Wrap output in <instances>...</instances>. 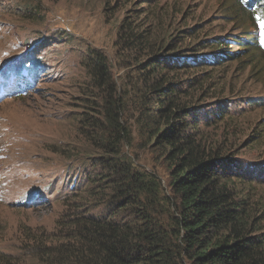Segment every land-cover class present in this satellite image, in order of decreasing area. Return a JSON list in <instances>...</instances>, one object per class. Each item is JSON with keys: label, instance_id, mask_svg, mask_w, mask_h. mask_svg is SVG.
I'll return each instance as SVG.
<instances>
[{"label": "trees", "instance_id": "1", "mask_svg": "<svg viewBox=\"0 0 264 264\" xmlns=\"http://www.w3.org/2000/svg\"><path fill=\"white\" fill-rule=\"evenodd\" d=\"M15 1L19 16L39 7ZM216 1L209 15L196 0L109 1V18L124 11L119 67L103 49L81 50L85 104L73 120L102 151H81L90 175L74 173L53 227L21 223L17 253L0 248V264H264V163L240 164L242 149L264 153V116L243 120L264 112V93L246 82L264 87V0ZM40 56L29 51L0 72V103L34 88ZM134 130L167 184L128 153ZM39 196L28 192L27 204Z\"/></svg>", "mask_w": 264, "mask_h": 264}, {"label": "rangeland", "instance_id": "2", "mask_svg": "<svg viewBox=\"0 0 264 264\" xmlns=\"http://www.w3.org/2000/svg\"><path fill=\"white\" fill-rule=\"evenodd\" d=\"M111 0H35L39 7L34 14L19 16V3L15 0H0V72L11 66L16 58L29 51L39 52L47 59L37 73H30L35 87L25 96L5 99L0 103V248L15 251L19 242L18 226L31 228L53 227L65 207L63 195L75 184L74 173L84 175L85 162L89 159L81 151L90 154L98 148L85 142L90 130H77L74 115L84 110L85 100L81 87L86 81L85 69L79 64L81 50L87 46L103 49L113 61L116 69L115 39L117 18L124 11L107 16ZM191 0H185L188 3ZM199 11L210 14L217 6L216 0H196ZM197 10V13L200 12ZM235 27L233 26L232 29ZM66 31L75 39L65 43L62 38L53 39ZM40 42H43L40 44ZM45 44H51L47 48ZM43 45L46 50L39 51ZM51 68L48 74V69ZM53 68V69H52ZM10 69V68H9ZM47 71V73H45ZM116 74H123L118 71ZM253 88L264 93V87L254 78L246 79ZM4 95H0V99ZM75 112V113H73ZM128 122L133 123L136 112L131 111ZM253 115V116H249ZM264 116L260 109L246 114L243 120H256ZM135 147L128 153L135 155L157 172L165 184L168 183L162 161H155L138 138ZM87 141V140H86ZM102 151V150H100ZM258 149H242L240 164L264 163V153ZM263 161V162H262ZM140 163V162H139ZM56 188V189H55ZM59 188V189H57ZM40 196L32 205L27 204V193ZM17 253V252H16Z\"/></svg>", "mask_w": 264, "mask_h": 264}]
</instances>
